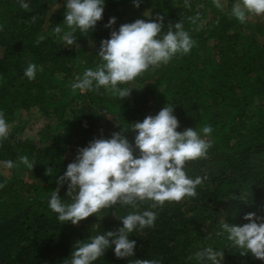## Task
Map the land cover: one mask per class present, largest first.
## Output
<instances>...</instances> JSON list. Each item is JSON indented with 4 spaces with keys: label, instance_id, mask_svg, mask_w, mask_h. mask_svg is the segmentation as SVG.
<instances>
[{
    "label": "trees",
    "instance_id": "16d2710c",
    "mask_svg": "<svg viewBox=\"0 0 264 264\" xmlns=\"http://www.w3.org/2000/svg\"><path fill=\"white\" fill-rule=\"evenodd\" d=\"M26 2L28 10L18 0H0V112L10 124L36 110L53 119L54 129L47 125L38 140L9 135L0 142V264H68L77 241L121 227L119 217L134 211L130 206L101 209L73 225L60 222L48 200L80 148L117 132L134 144L131 124L167 104L175 106L177 131L213 129L207 154L184 167L189 177L201 178L196 195L156 209L151 201L139 202L135 211L152 210L156 220L129 234L136 241L135 255L118 258L113 246L94 264H135L137 259L197 264L196 253L206 247L224 251L222 264H264L232 249L221 227L248 223L247 213L264 217V15L250 14L240 22L231 15L237 0H220L222 7L215 0H141L138 8L150 11L151 19L164 17L165 32L181 22L195 44L189 53L119 85L130 94L117 98L103 87L81 93L71 85L85 69L101 64L100 43L112 30L148 20L123 14L133 0H106L103 19L92 32L77 30L72 47H64L54 31L57 26L60 35L69 31L64 0ZM112 17L117 23L108 28ZM40 36L45 38L37 43ZM30 63L37 65L34 79L24 75ZM25 156L32 168L22 163ZM67 191L65 183L61 199L71 203Z\"/></svg>",
    "mask_w": 264,
    "mask_h": 264
},
{
    "label": "clouds",
    "instance_id": "9594fccd",
    "mask_svg": "<svg viewBox=\"0 0 264 264\" xmlns=\"http://www.w3.org/2000/svg\"><path fill=\"white\" fill-rule=\"evenodd\" d=\"M215 2L217 7H222L220 0ZM18 3L25 10L29 9L26 0H18ZM105 3L106 0H64L63 23L69 31L60 35L62 28L57 26L54 29L64 47L77 43L74 36L77 30L82 33L95 30L97 22L103 19ZM133 3L138 8L141 0H133ZM250 14L264 15V0H237L231 9V15L242 23ZM116 23V18L112 17L106 27L113 28ZM44 38L40 36L37 43ZM194 44L181 22L169 24L165 32L163 16L122 24L118 30L111 31L110 38L101 41L97 53L101 64L95 69H85L71 86L81 93L103 87L115 93L117 98L126 97L130 90L119 85L134 81L150 67L167 64L177 54L189 53ZM36 72L37 65L30 63L24 75L34 79ZM174 108L167 104L157 114L131 124L130 128L136 132L134 144L119 132L108 139H94L79 149L75 161L69 163L58 178L59 187L51 192L48 207L63 224H79L101 209L117 204L134 209L119 217L122 226L117 230L77 241L68 264H94L106 249L113 246L116 257H133L136 241L130 239L129 234L153 226L156 220V213L152 210L135 211L139 202L151 201V208L156 209L165 202L196 195L201 178L189 177L184 167L186 162L207 154L211 146L207 137L211 136L213 129L204 126L200 132L196 128L177 131L180 122L174 115ZM8 136L9 124L4 113L0 112V142ZM137 150L138 155L135 154ZM21 160L32 168L26 156ZM7 166L11 168L13 163L7 162ZM47 172L52 174L50 169ZM65 183L68 184L66 195L71 197V203H64L61 199L60 187ZM244 219L248 223L243 225L223 222L221 227L227 240L232 249L240 250L241 255L251 253L253 258L264 261V217L247 213ZM223 258L224 251L212 247L196 253L197 264H222ZM135 264L158 262L137 259Z\"/></svg>",
    "mask_w": 264,
    "mask_h": 264
},
{
    "label": "rangeland",
    "instance_id": "374dc122",
    "mask_svg": "<svg viewBox=\"0 0 264 264\" xmlns=\"http://www.w3.org/2000/svg\"><path fill=\"white\" fill-rule=\"evenodd\" d=\"M123 14L125 16H137V17L142 15L148 19H151L152 17L150 11L143 13L140 8H137L134 5L133 2H130L128 5H125L123 7ZM144 14L151 15V17L145 16ZM88 46L90 47L91 45L88 44ZM51 120L45 118L36 110L30 112L25 111L17 116L16 121L9 124V135L13 136L14 140H18V141H23L26 139L38 140L40 132L44 131V129L47 128V125H52V128L54 129V124H51ZM53 129L46 131L48 133H51ZM71 146H72L71 144H68L66 148L70 149ZM2 174L10 179H13L12 174L7 169H3Z\"/></svg>",
    "mask_w": 264,
    "mask_h": 264
}]
</instances>
